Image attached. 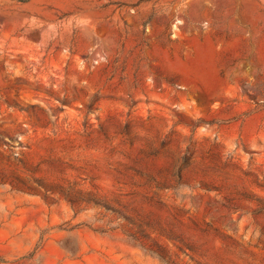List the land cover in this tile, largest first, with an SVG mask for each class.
<instances>
[{"label": "rangeland", "instance_id": "rangeland-1", "mask_svg": "<svg viewBox=\"0 0 264 264\" xmlns=\"http://www.w3.org/2000/svg\"><path fill=\"white\" fill-rule=\"evenodd\" d=\"M0 264H264V0H0Z\"/></svg>", "mask_w": 264, "mask_h": 264}]
</instances>
